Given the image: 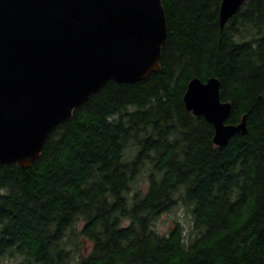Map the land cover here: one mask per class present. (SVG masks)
Returning a JSON list of instances; mask_svg holds the SVG:
<instances>
[{"label":"trees","instance_id":"obj_1","mask_svg":"<svg viewBox=\"0 0 264 264\" xmlns=\"http://www.w3.org/2000/svg\"><path fill=\"white\" fill-rule=\"evenodd\" d=\"M160 71L106 83L28 169L0 165V263L264 264V0L223 28L221 0H161ZM220 82L227 146L185 109L187 83ZM183 206L165 233L159 218ZM87 243V253L85 246Z\"/></svg>","mask_w":264,"mask_h":264},{"label":"water","instance_id":"obj_2","mask_svg":"<svg viewBox=\"0 0 264 264\" xmlns=\"http://www.w3.org/2000/svg\"><path fill=\"white\" fill-rule=\"evenodd\" d=\"M245 0H221L223 28ZM167 26L161 0H0V165L28 169L47 136L109 81L135 84L160 71ZM220 82L191 79L185 109L223 148L246 133L227 124Z\"/></svg>","mask_w":264,"mask_h":264},{"label":"rangeland","instance_id":"obj_3","mask_svg":"<svg viewBox=\"0 0 264 264\" xmlns=\"http://www.w3.org/2000/svg\"><path fill=\"white\" fill-rule=\"evenodd\" d=\"M173 219H177L183 226L185 232H188L189 226L192 223V219L188 210H186L183 206H179L175 211L171 213L163 214L156 223V229L160 233L167 232V230L172 227ZM83 244L85 246V253H87L88 245L85 242H83ZM0 264H17V262L13 259L5 258Z\"/></svg>","mask_w":264,"mask_h":264}]
</instances>
